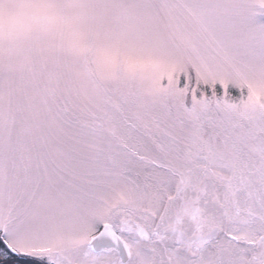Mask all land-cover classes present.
Segmentation results:
<instances>
[{
    "label": "snow or ice",
    "instance_id": "obj_1",
    "mask_svg": "<svg viewBox=\"0 0 264 264\" xmlns=\"http://www.w3.org/2000/svg\"><path fill=\"white\" fill-rule=\"evenodd\" d=\"M0 264H264V0H0Z\"/></svg>",
    "mask_w": 264,
    "mask_h": 264
},
{
    "label": "trees",
    "instance_id": "obj_2",
    "mask_svg": "<svg viewBox=\"0 0 264 264\" xmlns=\"http://www.w3.org/2000/svg\"><path fill=\"white\" fill-rule=\"evenodd\" d=\"M0 246L2 247V245L0 244Z\"/></svg>",
    "mask_w": 264,
    "mask_h": 264
}]
</instances>
